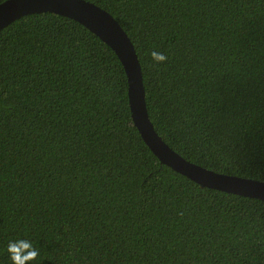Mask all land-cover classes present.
Returning a JSON list of instances; mask_svg holds the SVG:
<instances>
[{
  "label": "trees",
  "instance_id": "16d2710c",
  "mask_svg": "<svg viewBox=\"0 0 264 264\" xmlns=\"http://www.w3.org/2000/svg\"><path fill=\"white\" fill-rule=\"evenodd\" d=\"M86 1L132 42L162 140L264 181V0ZM21 237L40 250L34 264H264V201L161 164L116 54L80 23L35 13L0 30V264Z\"/></svg>",
  "mask_w": 264,
  "mask_h": 264
},
{
  "label": "water",
  "instance_id": "95a60500",
  "mask_svg": "<svg viewBox=\"0 0 264 264\" xmlns=\"http://www.w3.org/2000/svg\"><path fill=\"white\" fill-rule=\"evenodd\" d=\"M54 13L72 19L110 47L123 66L132 123L158 161L200 187L264 201V181L213 172L173 151L149 119L140 63L126 32L106 10L86 0H5L0 3V30L35 13Z\"/></svg>",
  "mask_w": 264,
  "mask_h": 264
},
{
  "label": "clouds",
  "instance_id": "9594fccd",
  "mask_svg": "<svg viewBox=\"0 0 264 264\" xmlns=\"http://www.w3.org/2000/svg\"><path fill=\"white\" fill-rule=\"evenodd\" d=\"M150 55L155 64L166 63L168 60L165 54L155 50ZM6 250L11 264H34L40 257V250L31 239L25 237L10 240Z\"/></svg>",
  "mask_w": 264,
  "mask_h": 264
}]
</instances>
